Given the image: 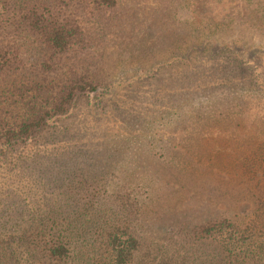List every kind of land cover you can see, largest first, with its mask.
Here are the masks:
<instances>
[{
	"label": "trees",
	"instance_id": "16d2710c",
	"mask_svg": "<svg viewBox=\"0 0 264 264\" xmlns=\"http://www.w3.org/2000/svg\"><path fill=\"white\" fill-rule=\"evenodd\" d=\"M202 1L156 0V15H151L166 20L167 11L173 18L191 10L189 20L178 19L182 29L176 26L189 40L174 42L178 47L167 64L189 69V82L169 94L168 102L163 94L170 85L164 81L157 100L166 106L164 120L188 122L205 139L212 128L205 114H199L205 122L195 123L205 87L237 89L258 78L249 75L253 61L214 37L216 26L224 30L218 24L229 19L230 27L232 18L241 17L264 30V0H213L217 12L207 0L205 13ZM123 5L119 0H0V87L9 89L0 105V264H264V140L245 160L258 191L249 223L221 217L186 225L167 243L154 239L150 214L179 199L180 183H165L171 176L156 178L159 191L146 206L150 199L133 184L120 183L121 174L99 168L105 162L94 165L85 150L42 148V142L66 138L75 115L107 94L110 77L94 60L90 26L120 20ZM30 47L42 51L35 64L28 58ZM239 72L244 77L233 79ZM163 138L156 133V144ZM169 141L181 143L175 136ZM14 178L32 181L28 186L34 193L12 192Z\"/></svg>",
	"mask_w": 264,
	"mask_h": 264
},
{
	"label": "rangeland",
	"instance_id": "374dc122",
	"mask_svg": "<svg viewBox=\"0 0 264 264\" xmlns=\"http://www.w3.org/2000/svg\"><path fill=\"white\" fill-rule=\"evenodd\" d=\"M206 1L199 5L202 13L208 9ZM119 2L124 4L120 20H114L113 24L96 21L90 26L96 43L94 60L105 67L110 77L107 94L93 99L92 104L75 115L72 133L66 138L42 142V148L50 153L56 152V147L64 153L66 148L72 152L77 148L85 150V157L92 158L94 165L98 167L105 162L99 168L108 175L121 174L120 183L133 184L135 192L150 199L146 206L159 191L157 177L171 176L165 180L169 186L180 183L179 199L165 210L150 214L152 234L160 243H167L179 227L200 225L216 218H228L242 225L249 223L257 209L258 191L249 179L245 160L264 140V30L241 17L232 18L230 27L229 19L218 24L224 30L216 26L214 37L242 51L247 61H253L254 70L253 66L249 68V75L258 78L242 82L237 89L205 87L208 90L194 118L196 124L207 120L212 128L207 125L211 132L200 139L188 122L179 125L176 120H164L166 106L157 100L164 96L169 102L172 99L168 95L179 92L180 85L189 82V69L167 64L178 47L174 42L189 40L188 34L176 26L182 29L184 25L178 19L189 20L191 10H180L173 18L167 11L162 14L166 20H157L151 15H156V0ZM208 2L217 12L214 1ZM30 50L28 58L35 64L41 50L36 47ZM240 73L232 75L233 79L244 77ZM164 81L170 86L160 97ZM8 91L7 86L0 87V105L1 96ZM203 113L206 120L199 115ZM217 121L223 122V126L217 127ZM156 133L165 136L161 145L156 144ZM173 136L181 143H171ZM35 167L38 166L34 164ZM14 182H9L16 187L12 192L34 193L28 186L32 181L28 184L25 178L22 182L14 178Z\"/></svg>",
	"mask_w": 264,
	"mask_h": 264
}]
</instances>
